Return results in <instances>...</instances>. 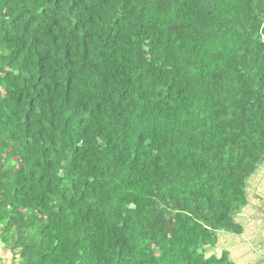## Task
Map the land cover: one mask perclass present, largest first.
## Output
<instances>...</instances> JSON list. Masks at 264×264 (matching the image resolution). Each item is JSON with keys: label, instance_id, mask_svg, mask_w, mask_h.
Here are the masks:
<instances>
[{"label": "trees", "instance_id": "trees-1", "mask_svg": "<svg viewBox=\"0 0 264 264\" xmlns=\"http://www.w3.org/2000/svg\"><path fill=\"white\" fill-rule=\"evenodd\" d=\"M262 164L264 0H0L10 264H241Z\"/></svg>", "mask_w": 264, "mask_h": 264}, {"label": "rangeland", "instance_id": "rangeland-1", "mask_svg": "<svg viewBox=\"0 0 264 264\" xmlns=\"http://www.w3.org/2000/svg\"><path fill=\"white\" fill-rule=\"evenodd\" d=\"M258 171L259 172L256 171L251 181H249L250 183L247 189V200L248 199L249 200H248V204L246 205V208L241 210V212H239V215L235 216L234 218V221L243 228L244 230L243 234L246 233L247 236L244 238L243 236L231 237L228 235L230 240L227 243L225 242L223 247L218 248L220 251L224 250L226 247H228L231 244L230 249H232L234 253H238L239 249H241V251L242 249H245L251 253L257 252L258 255H264V164H262L258 168ZM242 211L245 212L244 215ZM246 214H248V217L245 218ZM260 216L261 218H263V221L260 225L257 226L254 223L259 220ZM248 218L255 220L254 222L248 223L247 222ZM248 229H257L258 232L254 231L256 236L251 234V232L248 231ZM225 250L228 251L229 248H226ZM2 253L4 252L2 251ZM4 256L6 258L1 260L0 264H10L9 259L11 256L9 254H6ZM238 264L240 263L238 262ZM261 264L264 263L262 262Z\"/></svg>", "mask_w": 264, "mask_h": 264}, {"label": "crops", "instance_id": "crops-1", "mask_svg": "<svg viewBox=\"0 0 264 264\" xmlns=\"http://www.w3.org/2000/svg\"><path fill=\"white\" fill-rule=\"evenodd\" d=\"M249 214V213H248ZM248 214H246L245 218L248 217ZM255 220V219H254ZM254 220L249 219L247 220L248 223L254 222ZM256 223V222H255ZM254 223V224H255ZM248 231L251 232V234H253L254 236H256L255 232H258L257 229H248ZM261 231V230H260ZM248 233V232H247ZM244 238L247 236V234H243L242 235ZM256 245V244H255ZM230 252H232L231 257L233 259L238 258L241 262V264H261L262 262L264 263V255H258L257 252H248L245 249H242L241 251V255H239L238 257L235 258L236 255H238V253H234L232 249H230ZM7 253H2V250L0 249V260H3L4 258H6L4 255H6ZM262 254V253H261ZM247 255V256H246ZM240 257V258H239ZM248 259V260H247Z\"/></svg>", "mask_w": 264, "mask_h": 264}]
</instances>
